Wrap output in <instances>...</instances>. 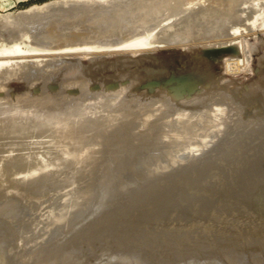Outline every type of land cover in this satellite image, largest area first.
<instances>
[{
  "label": "rangeland",
  "instance_id": "obj_1",
  "mask_svg": "<svg viewBox=\"0 0 264 264\" xmlns=\"http://www.w3.org/2000/svg\"><path fill=\"white\" fill-rule=\"evenodd\" d=\"M54 1L57 3L62 0L37 2L0 0V13L27 12L28 15L26 13L23 15H27L30 19H39L50 10ZM95 1L100 5L102 2L105 10L101 9V6ZM95 1L94 5L89 4L91 10L88 9L89 12L86 15L65 23L66 25L56 24L47 25L45 28L42 26L39 28L36 26V29L28 28L20 22V20L28 21V18L24 16H21L16 22L2 21L0 23V31L9 33L8 38L14 37L10 34L12 31L25 35L6 41L0 32V55H4V57H0V82L3 83L0 84V91L7 90L3 91L5 94L1 96L0 101L7 102L6 107L15 102L38 101L46 104L48 101L53 102L50 103V109H68L79 112V114L109 110V121H111L113 116L119 112L115 108L113 109L115 104L119 105L121 109L130 106L131 113L118 116L115 123V128H118L123 121L130 119L123 122L118 130L117 134L120 135L118 136L121 144L117 147V152L126 156L133 167L145 166L150 163L156 171L167 170L169 166L173 165L175 167L178 164L183 165V161L192 155H199L203 147L201 148L198 142L212 139L208 135L219 130L218 124L222 123L224 115H222L220 106L215 105L218 98L206 96L212 89L216 92L220 91L226 102H230L232 106L238 105L240 101L238 108L234 111L233 108H228L227 117L231 118L233 114H236V116L240 115L247 120L263 122L262 128H256L254 132H247L245 136L251 144L257 140H264V105L260 103L264 102V94L261 93L262 97L255 95L256 97L248 98L246 96L248 95L247 88H243L244 84L251 81L254 72L258 71L255 68L256 65H262L260 73L264 74V0H246V2H250L253 9H256L255 6H259L258 11L255 10L256 13L252 8L250 9L245 0L246 5L242 3V0V4L236 3L238 0H231L236 5H232L229 0H226L227 3L225 0H179L168 6L167 11L166 4L161 0L150 2L136 0L134 14L131 11V5L135 0H124L123 3L118 0L113 3L111 0ZM110 2L111 4H109ZM96 5L97 8H95ZM38 9L41 11L38 12L41 15H33V12L39 11ZM85 10L87 8H84ZM115 11L121 12L122 18L114 20ZM249 13L251 14L249 15ZM126 16L132 17L130 23L125 19ZM236 18L238 19L236 20ZM97 20L102 22L99 23ZM223 22L224 24H221ZM227 29L229 33L225 34ZM215 30L219 31L217 35ZM209 31L214 33V36ZM177 39H179L178 42ZM58 43L62 44V47ZM179 48H183L182 51H179ZM44 51L48 53L26 55ZM7 55L11 57H7ZM184 58L186 60H183ZM177 60L184 67L180 68L179 73L190 72L192 78L200 80L201 90H195L193 94L196 92L206 94L204 96L207 97L204 98L205 106L201 108L203 110L190 112L187 108V100L175 96L167 84L159 86L163 92L165 91V95L169 94L172 97V104L169 107L170 111L173 110L172 114L169 111L159 116L160 112L155 111L150 115L143 109L144 107L131 104L127 99L129 92L134 94L140 92L143 88L139 89L137 85L149 78L162 79L164 75L171 74L169 72L174 74V71L171 70H174ZM195 62L198 64L195 65ZM149 63L152 66L148 65ZM82 65L88 72L87 76L82 77L83 79L79 76L69 81L60 79V73L62 76V74L76 70L77 66ZM23 69L25 71L22 72ZM77 73L79 74V72ZM13 74V77L15 79L17 77L19 80L11 77ZM55 76H57L56 79H54ZM124 78H127L130 84L123 90H120V85L118 89L103 87L105 82ZM21 79L26 81L22 82ZM12 80L16 82L17 87L21 86L20 83H23L24 86L26 84L24 90L17 89L19 90L17 91ZM52 81L59 85L56 91H50L46 86ZM36 82L40 86V91L34 94L30 87L34 83L36 85ZM93 82H98L102 88L92 89L90 85ZM11 86L16 90H14L13 96H10L9 93V90H12L10 88H13ZM73 87L82 89L84 96L82 98H63L61 92H68L67 88ZM260 87L264 88V83H261ZM146 91L148 92L147 89ZM17 92L20 93L17 94ZM21 92L23 94L19 95ZM231 99L233 100L231 101ZM58 104L63 105L57 106ZM191 109L193 110V107ZM243 111H245L244 114L241 113ZM140 114V117L144 116L141 124L135 116ZM74 125L79 129L86 128L85 125L82 127L76 122ZM226 127L227 124H224L223 131L231 130ZM189 131L191 134H188ZM0 148V163L3 165H0V174L5 173V175L11 176L12 181L10 182L14 183L19 178L41 176L47 173L42 181L35 183L34 186L36 190H43L46 193L42 200L43 207L41 210H37L36 215L26 205L16 204L15 201L17 202L20 198L9 190L4 189L5 191L0 197V264H21L25 256L45 243L48 234L42 233V231L46 229V226L50 222L54 223L53 220L59 212L64 214L63 211L68 205L62 200V195L67 190L69 183L66 180L67 177L59 175L70 173V171L66 163L51 151L40 154L42 148L33 144L19 146L10 139L0 142ZM153 169H145L144 174L151 175ZM164 174L165 172H161V175ZM51 176L56 177L55 181L49 180ZM21 187L23 190L33 191V185L30 183L22 184ZM88 207L89 205L83 202L72 213L69 220L61 227H57L49 237L60 236L66 226L80 221L81 217H85L90 212ZM42 215H47L48 224L43 221L39 223ZM34 216L36 217L35 222H33ZM65 217L64 214L60 224L64 222ZM157 255L158 264L172 262V253L160 250L157 251Z\"/></svg>",
  "mask_w": 264,
  "mask_h": 264
},
{
  "label": "bare ground",
  "instance_id": "obj_2",
  "mask_svg": "<svg viewBox=\"0 0 264 264\" xmlns=\"http://www.w3.org/2000/svg\"><path fill=\"white\" fill-rule=\"evenodd\" d=\"M62 1L57 3L54 1L52 5L50 2V10L42 17L48 15L55 18L60 17L55 25H63L86 15L89 12L88 9L91 8L89 4L94 5L95 0H92V3L88 2L89 0ZM115 1L111 0L112 3ZM123 1L118 0L122 3ZM242 1L238 0L236 3L244 4L246 2V0L245 2ZM246 3L250 6V2L247 1ZM49 4L45 5L48 6ZM102 4L101 2V5H98L103 7ZM231 4L233 5L235 2L232 3L231 1ZM258 7L255 6L256 9H253L251 5L250 9L258 11ZM84 8L87 10L84 11ZM38 12L41 11L33 12V15H41ZM115 12L113 14L114 20L122 18L121 12ZM25 13L29 14L12 11L0 13V23L2 21L9 23L19 21ZM42 17L39 19L27 17L28 21L20 20V22H26L33 29L36 26L45 28L46 26L40 23ZM130 18L132 17H125L128 22H131ZM219 23L218 25H220ZM218 32H215L216 35ZM213 34L212 36H214ZM219 35L221 34L219 33ZM203 36L205 35L203 34ZM61 45L60 47H62ZM193 57L195 58L194 55ZM162 62L167 64V62ZM146 63L148 62L146 61ZM179 63L174 65V70L170 69L174 71V74H178L180 68L183 67ZM194 64L198 63L195 62ZM148 65L152 66L151 63ZM162 66L165 65L162 64ZM261 66L256 65L255 68L258 71L254 72L251 81L243 85V88H247L248 95L246 96L248 98L255 95L262 97L264 94V88L260 87V84L264 83V74L261 75L260 73ZM76 68V70H70L62 76L59 72L61 77L59 78L62 81H69L74 77L87 76L88 72L84 65ZM16 74L19 75V73ZM13 76L14 74L11 77ZM13 78L15 79V77ZM17 79L16 77L15 80ZM13 80L12 82H14ZM196 81L200 83V80L192 78L191 75L188 80L189 87L195 85ZM14 83L17 87L16 82ZM38 83L40 84V81ZM38 83L36 82V85ZM0 84L3 83L0 82ZM20 84L23 85V83ZM128 84H120V90L125 89ZM13 88L10 89L14 91L15 87ZM118 88L119 86L112 89ZM195 90L188 95L184 93L181 96L187 100V108L190 112L203 110L201 108L205 106L204 102L207 98L204 97L206 94L197 92L193 94ZM3 91L6 92L7 90L4 89ZM211 91L206 96L218 98L215 105L220 106L222 115H224L222 123L218 124L219 130L217 129L208 135L212 139L209 138L206 142H198L199 146L203 147L199 155L194 154L183 161V165L169 166L164 171L154 170L150 163L145 166L133 167L126 156L117 152V147L121 144L120 135L117 134L118 130L123 122L130 119L123 121L118 128H115V123L118 116L131 113L130 106L121 109L119 105L115 104L113 109L115 108L119 112L109 121V110L79 114L75 111L67 110L65 112L50 109V103L53 102L48 101L46 104L38 101L15 102L7 107L5 106L7 102L0 101V142L12 139L19 146L33 144L42 148L40 154L51 151L66 163L70 171V173L59 175L67 177L66 180L69 183L67 190L62 195V200L68 205L63 211L66 216L65 220L60 224L64 214L59 212L53 220L54 223L48 224L47 215H42L39 223L43 221L48 224L42 233L48 234V238L50 233L69 220L72 213L83 202L88 198L92 200V210L86 215L87 217L85 216L86 218L77 221L74 226L65 228L60 236L49 237L47 241L46 238L45 243L25 256L21 264H158L157 251L160 250L173 254L172 262L169 264H264V140H257L251 144L245 136L247 132H254L256 128H262L263 122L247 120L240 115L236 116V114H233L231 118L227 117L228 108H233L234 111L238 108L240 101L238 105L232 106L230 102H226L220 91L216 92L213 89ZM164 93L165 91L163 92L158 85L148 92L146 89L135 92V94L129 92L127 99L130 100L131 104L144 107L143 109L149 114L157 111L160 112L159 116H161L170 111L169 107L172 104V97ZM22 94L23 92L19 95ZM61 94L63 98L67 99L84 96L80 88L79 93L75 95L64 91ZM260 103L264 105V102ZM59 105L63 104L57 106ZM198 108L199 110H197ZM172 111H170L171 114ZM241 113L244 114L245 111ZM135 116L139 119V124L143 123L142 118L144 116L140 117L141 114ZM74 122L82 127L85 125L86 128L79 129L74 125ZM224 124H227L231 130L223 131ZM221 131L222 133H220ZM188 134L191 132L189 131ZM250 149L258 152L253 153ZM0 165L3 166L2 163ZM149 168L153 169L152 173L146 176L144 171ZM161 172H165V174L161 175ZM46 175L47 173L41 176L27 177L30 180L19 178L12 183L10 182L12 181L11 176L2 173L0 174V197L3 195L4 189H7L20 198L22 206L26 205L36 215L37 210H41L43 207L42 200L46 193L43 190H36L34 186L35 183L41 182ZM55 178L51 176L49 180L55 181ZM25 183L32 184L33 191L21 189V185ZM208 210L210 213L219 214L220 217L208 216L209 213L206 214ZM203 216H206L209 221L204 222L203 233L191 237V232L188 231L187 234L182 233V236L179 234V237L176 236L177 232L173 227L176 221L186 219L188 222L200 223L203 221ZM224 216L226 217L223 218ZM35 220L36 217L34 216L33 222ZM58 222L59 224H57ZM93 229L101 230L96 237L84 238L82 236L84 234L87 236L88 233L94 234L91 233ZM109 232L112 236L107 239V242H102L100 238Z\"/></svg>",
  "mask_w": 264,
  "mask_h": 264
},
{
  "label": "water",
  "instance_id": "obj_3",
  "mask_svg": "<svg viewBox=\"0 0 264 264\" xmlns=\"http://www.w3.org/2000/svg\"><path fill=\"white\" fill-rule=\"evenodd\" d=\"M144 1V0H143ZM149 2L150 1H154V0H148ZM147 1V2H148ZM179 0H161L162 3L166 4V11H167V7L172 5L174 2H178ZM135 1H133V4L131 5V11L133 12V9L135 7ZM180 3V2H179ZM101 9H104V7H100ZM134 14V12H133ZM60 20V17L58 18H55L53 17L52 15H48L47 17H42V19L40 20V23H42L44 26H47V25H55V23H57L58 21ZM23 26L25 27H29L26 22H21ZM2 34H3V38H5L6 41H9L11 38H19L21 37L22 35L25 36L24 34L20 33V32H17V31H12L10 34H12L14 37H11V38H8V34L9 33H6V32H3V31H0ZM229 31L228 29L226 30L225 34H228ZM39 44H42V43H39ZM183 48H179L178 50L179 51H182ZM48 52L44 51V52H36V53H30V54H26V55H43V54H46ZM19 55V54H18ZM15 56V55H13ZM19 56H23V55H19ZM0 57H4V55H0ZM7 57H11L10 55H7ZM178 60H177V64H178ZM180 64V63H179ZM170 65V64H169ZM180 67V65H179ZM191 78V73L190 72H186L185 74H169L168 76H165L164 78L160 79V78H149L141 83H139L137 85V88H143V89H147L148 91H152V88L154 86H158V85H165L167 84L168 85V88L175 94V96H178V97H181L184 93L185 94H190L193 90L196 89V91H199L201 90V84L200 83H197L196 81V84L193 85L192 87H189V82L188 80ZM128 79L127 78H124V79H120V80H112V81H109V82H105L103 85V87L105 89H110V88H117L120 84H128ZM188 82V83H187ZM179 84V85H178ZM199 85V86H198ZM47 88L50 89V90H57L59 88V85L58 83L56 82H52V83H48L47 85ZM90 87L92 89H101L102 86H100V84L98 82H93ZM17 89L19 90H23L25 88L24 85H21L19 87H16ZM184 89V90H183ZM31 90L35 93H38L40 91V86L39 85H35V86H32L31 87ZM183 90V91H181ZM67 91L70 92L71 94H77L79 93V88L78 87H73V88H67ZM10 93V96H13L14 95V91L13 90H10L9 91ZM3 96V91H0V97ZM66 109V108H64ZM63 110V109H62ZM68 109L66 110H63L65 112H67ZM258 152V151H257ZM257 152H253V153H257ZM28 180H30V178H27ZM22 180H26L24 178H22ZM27 180V181H28ZM231 186H234V185H231ZM21 201L20 199L17 200V202L15 201L16 204H19ZM85 204L86 205H89L88 207V210L90 209V211L92 210L91 206H92V200L91 198H88L86 201H85ZM86 210V209H85ZM89 213V212H88ZM209 213V214H208ZM206 214H208V216L210 215H214L216 218L220 217L219 214H213L210 213V211L208 210L206 212ZM87 217V216H86ZM85 217V218H86ZM226 216H224L223 218H225ZM205 218V219H204ZM84 217H81L80 221L83 220ZM203 221H201L200 223L199 222H196V221H186L185 220H180L179 222L176 221V223L173 225L174 230L176 233V236L179 237L182 233L184 234H187L188 231L191 232L190 235L191 237H195L197 236L198 234L200 233H203L204 231V227H205V223L206 222H209L208 219H206V216H203ZM216 221V220H215ZM205 222V223H204ZM77 223V222H74L73 224L69 225V226H66L65 228L67 227H71V226H74V224ZM165 223V222H164ZM163 223V224H164ZM162 224V223H160ZM212 224V222H211ZM160 226V225H159ZM164 230H166V228H164ZM64 231V230H63ZM63 231L60 233L62 234ZM97 231V232H96ZM101 230H95L93 229L91 233H94V234H90L88 233L87 236L84 234L82 235L84 238L86 237H96L97 233H99ZM116 234H118V232H116ZM179 234V236H178ZM95 235V236H94ZM112 234L107 233L106 235H104L103 237L100 238V240L102 242H107V239H109V237H111ZM182 236V235H181ZM184 238V237H183Z\"/></svg>",
  "mask_w": 264,
  "mask_h": 264
},
{
  "label": "trees",
  "instance_id": "obj_4",
  "mask_svg": "<svg viewBox=\"0 0 264 264\" xmlns=\"http://www.w3.org/2000/svg\"><path fill=\"white\" fill-rule=\"evenodd\" d=\"M29 2H37V1H44V0H28Z\"/></svg>",
  "mask_w": 264,
  "mask_h": 264
}]
</instances>
